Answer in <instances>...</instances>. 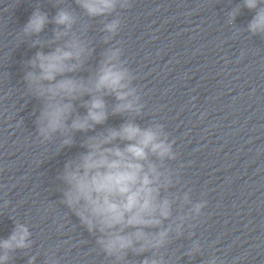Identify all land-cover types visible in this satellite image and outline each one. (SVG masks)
<instances>
[{"label":"clouds","instance_id":"1","mask_svg":"<svg viewBox=\"0 0 264 264\" xmlns=\"http://www.w3.org/2000/svg\"><path fill=\"white\" fill-rule=\"evenodd\" d=\"M75 3L89 18H106L102 29L107 33L105 43L112 41L121 29L118 10L132 7V0H75ZM241 7L255 10L246 31L264 37V0H243L242 5L228 13L230 24ZM57 8L50 20L37 6L18 38L39 37L49 23L56 25L51 40L35 39L30 44V47L48 46L51 50L37 51L24 62L26 95L42 101L35 119L40 143L52 142L59 136L62 151L77 144L76 133L86 134L79 142L83 151L66 160L57 175L64 185L60 201L96 238L110 264H127L130 254L143 256L140 264H173L162 250L172 243L173 236L183 237L186 226L193 227L191 221L202 215L207 201L193 203L191 190H172L181 183L179 170L169 164L178 156L175 141L170 139L163 123L151 120L142 126L137 122L144 116L145 103L141 90L134 84L137 76L122 58L120 42L102 53L98 66L87 77L77 75L85 70L94 49L73 31L77 13ZM106 97H113L115 103L110 106ZM77 101L85 114L77 111ZM110 115L124 117V122L97 131V126L105 125ZM31 235L27 224L14 220L11 234L0 239V264L12 261L17 250L30 249ZM200 253L201 242L192 240L185 255L195 257ZM35 260L31 256L27 264H35ZM45 264L59 261L53 253ZM204 264H225V261L213 255Z\"/></svg>","mask_w":264,"mask_h":264}]
</instances>
